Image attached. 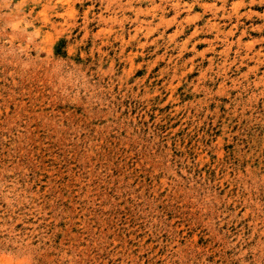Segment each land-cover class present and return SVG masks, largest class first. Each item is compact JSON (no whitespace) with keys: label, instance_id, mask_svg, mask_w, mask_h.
I'll list each match as a JSON object with an SVG mask.
<instances>
[{"label":"rangeland","instance_id":"374dc122","mask_svg":"<svg viewBox=\"0 0 264 264\" xmlns=\"http://www.w3.org/2000/svg\"><path fill=\"white\" fill-rule=\"evenodd\" d=\"M0 264H264V0H0Z\"/></svg>","mask_w":264,"mask_h":264}]
</instances>
